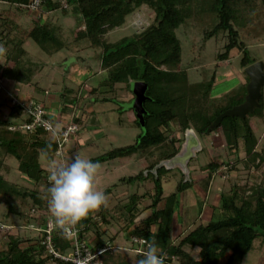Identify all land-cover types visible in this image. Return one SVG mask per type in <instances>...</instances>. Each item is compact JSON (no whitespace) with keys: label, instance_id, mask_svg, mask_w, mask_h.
I'll use <instances>...</instances> for the list:
<instances>
[{"label":"trees","instance_id":"16d2710c","mask_svg":"<svg viewBox=\"0 0 264 264\" xmlns=\"http://www.w3.org/2000/svg\"><path fill=\"white\" fill-rule=\"evenodd\" d=\"M0 1L14 4V7L0 9V49H3L0 54L4 57V62L0 64V75L7 81L31 84L39 68L24 46L26 40L31 39L50 54L66 47L59 35L58 24L42 20L46 13L58 7L63 8L60 10L62 14L72 13L78 25H83L82 30L73 31L74 38H86L90 46L99 47L100 67L106 71L104 78L89 88L83 84L81 95L74 96L71 99L74 104L70 102L69 105L72 110L77 105L80 108V116L72 115L79 124L78 132L86 127L82 124V116L94 113H88L84 102L113 100V97H107L105 93H113L118 83L143 81L146 84L145 94L148 99L143 102L145 125L140 138L90 160L97 163L134 153L146 155L155 148V158L146 165L143 172L119 179L127 183L149 180L152 182L151 189L140 194L133 192L126 200H118L110 207L102 205L97 213L91 211L76 226L79 240L91 249L105 243L103 227L110 220L119 225L125 237L143 238L147 245L143 247L142 253L132 252L131 259L126 255L119 258L110 247L101 255L103 264H138L150 243L156 245L164 264H232L248 253L255 238L259 237L264 242L263 178L251 185L234 182L228 190L220 191L218 202L212 207L208 220L193 225L185 234L172 239L171 222L179 196L193 180L184 182L181 174L174 191L165 195L162 183L166 170L159 168L155 175L148 171L157 161L174 155L178 150L182 136H170L171 123L177 124L180 131L192 127L199 137L217 129L223 136L228 155L233 157L231 167L241 164L254 170L260 166L264 169V149L256 148L252 124L248 120L251 116L259 118L264 124L263 86L258 99L260 106L254 108L251 114L244 119L226 116L217 127L211 129L219 113L243 101L248 78L245 76V81L239 85V92L230 90L211 99L215 72L209 78L204 73L201 80L191 81L187 68L181 64L182 47L175 29L191 14L193 0H42L40 7L44 14H39L28 26L20 23L23 15L20 11L26 10L21 5L30 0ZM195 4L199 5L200 11L209 12L216 18V22L203 31L204 41L220 31L226 34L227 42L224 51L217 55L218 59H226L229 51L237 48L241 54V68L257 60L241 41L238 28L246 26V22H252L258 7L264 8V0H200ZM141 5L148 6L154 12L149 25L139 33L124 36L113 43L106 42L103 34L120 26L125 16ZM79 98H84V102L77 104ZM65 107H62L61 112ZM7 115V119H0V126L17 123L21 110L9 106ZM49 118L53 122L60 119H56L54 114H49ZM133 124L140 127L136 118ZM0 148L4 155L16 160L22 177L33 186L21 187L5 180L0 174V195L7 213L18 215L26 221L31 217V212L36 213L39 224L43 225L50 216L48 184L44 187L41 185L48 173L43 162L52 164L54 141L45 131L34 128L30 132L16 131L6 137L0 136ZM219 165L216 160H211L202 166L207 172L204 183H208ZM102 192L106 195L110 189ZM16 204L28 207L27 212L17 210ZM145 210H149V213H144ZM89 233L94 241L90 240ZM42 235L40 231L36 237L9 235L6 247L0 249V264H72L45 254L40 243ZM51 242L59 252H65L70 246L69 239L60 235L56 225L51 234Z\"/></svg>","mask_w":264,"mask_h":264},{"label":"rangeland","instance_id":"374dc122","mask_svg":"<svg viewBox=\"0 0 264 264\" xmlns=\"http://www.w3.org/2000/svg\"><path fill=\"white\" fill-rule=\"evenodd\" d=\"M193 1L194 4H192L191 14L175 29V34L179 38L182 47V66L187 68L191 81L201 80L204 73L206 78H209L210 74L213 71L215 72V81L210 93L211 99H215L230 90L238 91L239 85L245 81L246 76L239 63L240 51L237 48H233L229 51L226 59L220 60L217 58V55L224 51L223 47L227 42L226 34L220 31L204 41L203 31L206 28H210L216 22V18L209 12L199 10V5L196 6L195 2L197 3L200 0ZM9 7H14V4L0 1V9ZM61 9L63 8L58 7L57 9L49 11L42 20H49L52 23L58 24L59 35L65 41L66 47L50 54L41 49L31 39L26 40L24 44L29 55L37 63L39 68L33 75L32 83L28 85L23 84L25 87L23 97L42 103L43 101H47L46 98H48L49 106H51L50 102L53 97L59 103L66 106V109L74 96L79 97L81 95L83 84L85 86H94L100 83L106 71L100 67L98 58L100 54L99 47L90 46L86 38H74L73 31L82 30L83 25H78L72 13L62 14L60 12ZM20 12L23 14L20 19V23L23 26H28L34 18H38L39 14H44L41 7L39 8V12L22 9ZM256 12L257 14L252 16V22H246V26H239L238 30L241 41L248 46L251 55L257 60L264 62V8L259 6ZM153 15L154 12L151 8L146 5H141L127 14L120 26L106 31L102 37L106 42L113 43L124 36L139 33L149 25ZM3 59H0V62L1 60L3 62ZM7 84L8 81L3 79V88L0 89L1 120L7 119L8 117V107L3 104V98L15 95L6 90ZM131 87L132 81L128 84L118 83L115 85L113 93H105V96L113 97V100L84 102L86 110L89 111L88 113L91 111H94V113L82 116V124L86 128L82 129V131L80 130L81 133L79 132L73 135H81L79 144H76L77 138L73 136L66 142L64 146L65 163L70 162L76 156L90 159L112 148L131 144L140 138L143 132L140 127L133 124L136 118L134 111L124 106L133 97ZM14 93L17 92L14 91ZM83 100L84 98H79L77 104H81ZM7 103L10 106L9 98ZM71 104H74V101ZM49 106H47V111L50 114H56L57 110ZM79 109L77 105L72 111L65 110L66 114L63 113L61 118L75 116L76 112L80 115L81 111ZM74 111L75 114H71ZM248 120L252 124V132L256 139V148L264 149V124L259 118H251L250 116ZM7 126H0V136H9L11 132L7 129ZM170 128V136L177 135L183 138V131H180L177 124L171 123ZM220 134L219 130L214 129L208 134L200 136L199 140L202 144V150L188 162V166L194 171L192 173V177H194V175L204 170L201 167L208 161H218L220 159V163L224 165L222 170L223 177L219 175L214 176L213 186L209 193L204 191L200 181H193L180 194L179 202L172 217L171 233L174 223L178 224V229L182 228L184 231L186 227L190 228L197 223L208 220L209 217L206 216L209 215L210 209L212 208L213 197L215 196L217 198L218 191L216 190V186L218 184H220V191H224L228 190L234 182L251 185L253 183L257 184L262 178L264 180V169L262 166L255 170L253 168L243 167L241 164H237L236 167L234 166L235 168L230 166L233 157H228L223 147L218 146V142L222 140ZM154 149L146 155L134 153L127 157L97 162L98 169L94 175L93 187L95 190L101 192L104 189H110V193L104 195L105 203L103 205H111L118 200H123L133 192L142 193L144 190L151 189V181L127 183L119 181V179L123 176L135 175L139 171L143 172L146 165L151 163L155 158L157 152ZM242 155L243 153L241 152ZM41 160L43 161V159ZM43 163L46 167L49 166L48 163ZM0 174L5 180L14 182L21 187H33L29 180L22 177L17 168L16 160L4 155L2 148H0ZM179 178L180 173L178 170L165 171L162 183L165 195L174 191ZM41 182L43 187L45 184H49V181L46 179V174ZM42 186H39V188ZM146 202L148 201L144 203ZM16 205L17 210L27 212L28 207L20 204ZM39 225V219L36 213L31 212V217H28L27 221L22 217H18V215L8 214L3 203V198L0 195V249L6 247L9 235H14L19 238L38 236V230L36 228ZM105 228V239L108 240L110 245L114 246L112 249L117 253V256L121 258L123 255H126L127 258L131 259L133 253L129 252L131 251L128 246L129 243L127 244L125 242L124 245H114L113 238H110L114 236V242L116 243V240L122 238L123 243L125 238L118 234L121 231L119 225L113 222V220H110L105 225ZM263 263L264 242L261 238L257 237L253 240L248 253L241 260H237L232 264Z\"/></svg>","mask_w":264,"mask_h":264},{"label":"built area","instance_id":"2783aa9c","mask_svg":"<svg viewBox=\"0 0 264 264\" xmlns=\"http://www.w3.org/2000/svg\"><path fill=\"white\" fill-rule=\"evenodd\" d=\"M41 1L42 0H30L27 4L21 5V7L32 12H39ZM1 88H3V78L0 75V89ZM9 103L10 106L19 107L21 115L19 121L17 123L9 124L7 129L10 132H30L34 128H40L48 133L54 141L53 159L55 162L53 160L52 164L59 165L65 163L64 146L79 130V124L74 121L73 116H70L69 118L64 117L63 119L60 117L59 121L53 122L49 118L50 113L41 102L31 99L23 100L15 95H11L9 97ZM53 129H57L55 137L52 135ZM49 166L46 167L47 170L49 169ZM54 228L55 223L51 213L45 223L36 228V230L43 233L40 243L44 247L45 254L51 255L53 258L69 261L72 264H103L101 261V255L108 248L114 247L113 245H110L109 242H105L102 246L91 249L84 241L79 240L78 227L74 226L71 230L72 235L65 236L69 239V248L65 252H59L51 242V234ZM145 245H147L145 239L133 236L130 238L128 246L133 253H142Z\"/></svg>","mask_w":264,"mask_h":264},{"label":"clouds","instance_id":"9594fccd","mask_svg":"<svg viewBox=\"0 0 264 264\" xmlns=\"http://www.w3.org/2000/svg\"><path fill=\"white\" fill-rule=\"evenodd\" d=\"M3 51V49H0ZM57 129L52 130L55 137ZM98 164L90 159L74 157L70 162L51 164L48 169V209L60 235L71 236L72 228L105 203L103 192L93 187ZM138 264H164L162 254L150 243Z\"/></svg>","mask_w":264,"mask_h":264},{"label":"water","instance_id":"95a60500","mask_svg":"<svg viewBox=\"0 0 264 264\" xmlns=\"http://www.w3.org/2000/svg\"><path fill=\"white\" fill-rule=\"evenodd\" d=\"M243 73L248 78L243 101L219 113L212 122L211 129L217 127L221 119L226 116H237L244 119L246 115L253 112L254 108L260 106L258 99L261 87L264 84V62L255 60L243 67ZM131 92L133 97L124 106L133 109L139 126L143 130L145 125L143 102L148 99L145 94L146 84L143 81H132ZM201 150L202 144L198 135L192 127H186L183 130V138L176 153L168 158L159 160L148 171L155 175L159 168H164L165 170L177 169L183 175V181H188L190 180L188 162L196 157Z\"/></svg>","mask_w":264,"mask_h":264},{"label":"crops","instance_id":"0c3cea01","mask_svg":"<svg viewBox=\"0 0 264 264\" xmlns=\"http://www.w3.org/2000/svg\"><path fill=\"white\" fill-rule=\"evenodd\" d=\"M0 59H3V57H2V55H0ZM4 60V59H3ZM4 62V61H3ZM2 62V60H1V62H0V64H2L3 63ZM91 85H87V88H89ZM6 90L7 91H10V92H12L13 94H15L17 97H19L20 99H26V97L24 98L23 96H24V93H25V87H24V85L22 84V83H19V82H13V81H8V84H7V87H6ZM6 91V92H7ZM14 91L15 92H17V93H14ZM61 97V96H60ZM8 98H9V96H8ZM8 98L7 97H4L3 99H4V101H3V104H5V105H7V107L9 108V106H8V103H7V100H8ZM47 99V101H43V103L42 104H44V106H45V108L48 110V108H47V106H49L50 104H49V100H48V98H46ZM52 99V101L50 102L51 103V106H49V107H51V108H53V109H56L57 110V113L56 114H54L55 116H56V119L58 118L59 119V117H61L62 116V114L63 113H65L66 111L65 110H67V111H71L72 109H70V106L69 107H67L66 109L64 108V111L63 112H61V109H62V107H64L61 103H59L57 100H56V98H51ZM84 102V100L82 101V103ZM80 110V109H79ZM94 112V111H93ZM50 113V112H49ZM66 114V113H65ZM71 114H75V111L74 112H72ZM76 114H77V116H80V115H78V112H76ZM75 114V115H76ZM81 114V113H80ZM86 128V127H85ZM82 131V130H81ZM88 131H90V130H88ZM87 131V132H88ZM80 132V131H79ZM78 132V133H79ZM77 133V134H78ZM81 133V132H80ZM219 135V134H218ZM220 136H221V138H222V140H220V142H218V146H220V147H223V149H224V151H226V153L228 154V152H227V149H226V147H225V141H224V139H223V136L220 134ZM73 137H76L77 138V142H76V144L78 145L79 144V138L81 137V135L80 136H73ZM199 137V136H198ZM240 154V156H241V152L239 153ZM228 157H231L230 155H228ZM190 162V161H189ZM218 163H220L221 162V160L220 159H218V161H217ZM45 166V165H44ZM43 166V167H44ZM46 167V166H45ZM188 168H189V166H188ZM223 168H224V165L223 164H221L220 163V165H219V168L216 170L217 172H215V174L213 175V177L208 181V183H204V181H205V177H206V175H207V172H206V170H203V171H201V173H199V174H197V175H194V177H192V173L194 172L192 169H190L189 168V176H190V179H192L193 181H200L201 182V185H202V187H203V189H204V191L206 192V193H209L211 190V188H212V186H213V178H214V176L215 175H219V176H221V177H223V174H222V170H223ZM201 169H202V167H201ZM172 170H177V169H172ZM180 173V172H179ZM180 175H181V173H180ZM196 179V180H195ZM147 181H149V180H147ZM217 188H216V190L218 191L217 193H218V195H217V198H215V196L213 197V203L211 204V207H213V206H215L216 204H217V202H218V198H219V193H220V184H218L217 186H216ZM110 193V192H109ZM109 193H107V194H109ZM137 193H139V192H137ZM106 194V195H107ZM140 194V193H139ZM215 195V194H214ZM128 197V196H127ZM127 197L125 198V199H123V200H126L127 199ZM215 200V201H214ZM117 202V201H116ZM114 204V203H113ZM112 205V204H111ZM111 205H103V206H108V207H110ZM99 211V208L98 209H96L95 211L93 210V212L94 213H97ZM144 213H146V214H148L149 213V210H145L144 211ZM211 213H212V208L210 209V213H209V215L208 216H206V217H210V215H211ZM180 227V226H179ZM104 229H105V233H104V235H103V238H104V240H105V242H108V240L107 239H105V234H106V228L105 227H103ZM188 229H190L189 227H186V230H182V228H180V229H178V224L177 223H174V225H173V230H172V233L170 232V234H171V238L172 239H175L176 237H178V236H181V235H183V234H185L187 231H188ZM118 234H120V236L121 237H124L125 238V240H123V243H122V238H120V240L118 239V240H116L117 241V243L116 242H114L115 240H114V238H113V244L115 245V244H117V245H124L125 244V242L128 244L129 243V241H130V238H129V236H126L125 237V235L123 234V232H119ZM89 235H91L90 233H89ZM124 235V236H123ZM112 237V236H111ZM118 238V237H117ZM90 240L91 241H94L93 240V236L91 235V237H90ZM129 245V244H128ZM129 252H132V251H129Z\"/></svg>","mask_w":264,"mask_h":264}]
</instances>
